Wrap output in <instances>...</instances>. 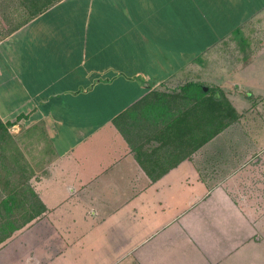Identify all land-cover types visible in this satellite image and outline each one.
Returning a JSON list of instances; mask_svg holds the SVG:
<instances>
[{"label": "crops", "instance_id": "1", "mask_svg": "<svg viewBox=\"0 0 264 264\" xmlns=\"http://www.w3.org/2000/svg\"><path fill=\"white\" fill-rule=\"evenodd\" d=\"M218 75L264 94V0H57L17 24L0 39V117L41 160L33 185L47 209L0 253L67 264L88 246L104 264H264L263 227L228 185L235 170L213 176L200 156L214 137L172 162L154 155L153 176L115 123L151 92Z\"/></svg>", "mask_w": 264, "mask_h": 264}, {"label": "rangeland", "instance_id": "2", "mask_svg": "<svg viewBox=\"0 0 264 264\" xmlns=\"http://www.w3.org/2000/svg\"><path fill=\"white\" fill-rule=\"evenodd\" d=\"M42 1L0 0V39L21 21L29 19L33 6L39 5ZM203 82L208 89L211 86L216 92L222 90L224 92L222 97L232 102L239 117L217 134L211 147L202 151L200 156L203 160H209L213 176L228 178L226 176L231 174V170H235V178L229 181L228 185L242 202H247L251 206L252 216L259 221L264 231V94H253L248 97L246 90L236 88L234 84L223 87L221 84H226V81L220 75L214 79L206 76ZM219 94L221 95L220 92ZM23 139L15 131H10L7 136L0 139V192L10 190L15 182L21 186L28 182L33 185L34 178L44 172L43 166H38L41 160L36 159L32 149L27 150ZM30 223L14 233L24 230ZM2 244L0 248L4 245ZM9 249L11 252L14 251L12 247ZM98 249L88 246L75 247L69 251L67 264H104L98 260L96 253ZM14 253L2 251L0 264H18L17 259L10 263L11 258L17 256ZM57 260H52L50 264H64L63 261Z\"/></svg>", "mask_w": 264, "mask_h": 264}, {"label": "trees", "instance_id": "3", "mask_svg": "<svg viewBox=\"0 0 264 264\" xmlns=\"http://www.w3.org/2000/svg\"><path fill=\"white\" fill-rule=\"evenodd\" d=\"M55 1L43 0L33 6L32 16ZM204 84L189 81L174 93L156 90L115 117L138 160L153 176L156 171L153 166L161 160L154 155L165 156L170 162L187 157L239 117L232 102L222 97V90L219 96L211 86L205 89ZM246 95L250 97L253 93L246 91ZM10 125L12 122L0 117V139L10 133ZM144 131L148 139L161 141V146L146 151L145 142L139 140ZM158 148L163 152L159 153ZM13 184L10 190L0 192V244L47 209L30 182L24 186Z\"/></svg>", "mask_w": 264, "mask_h": 264}, {"label": "water", "instance_id": "4", "mask_svg": "<svg viewBox=\"0 0 264 264\" xmlns=\"http://www.w3.org/2000/svg\"><path fill=\"white\" fill-rule=\"evenodd\" d=\"M204 88H205V89H208V86H207V85H205V86H204ZM217 94L219 95V92H217Z\"/></svg>", "mask_w": 264, "mask_h": 264}]
</instances>
